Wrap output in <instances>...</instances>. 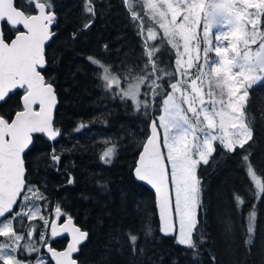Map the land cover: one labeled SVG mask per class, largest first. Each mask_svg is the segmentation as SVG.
Masks as SVG:
<instances>
[{"label":"snow or ice","instance_id":"obj_1","mask_svg":"<svg viewBox=\"0 0 264 264\" xmlns=\"http://www.w3.org/2000/svg\"><path fill=\"white\" fill-rule=\"evenodd\" d=\"M124 3L132 21L138 22L146 57L143 67L137 73H117L93 56L86 59L95 66L106 92L113 98L131 100L136 111L144 109L147 114L159 98L162 114L158 122H150L135 176L155 189L160 231L171 235L178 230L176 242L198 256L199 245L205 242L198 227L203 191L198 168L209 165L217 151L216 142L226 153L243 150L240 163L255 189L249 191L256 200L264 196V178L250 160L255 118L246 113L249 89L264 81V0H142L141 11L147 10L144 15L133 6V0ZM23 5L18 6L17 0H0V102H6L14 90H23L14 115L0 114V264H48L42 248L55 264H77L73 254L89 233L74 223L59 202L49 210L45 192L28 180L25 163L34 134H43L50 141L62 135L54 126L55 86L45 78V45L55 35L52 28L57 14L52 0H23ZM83 13L93 18L82 25L87 30L96 15L94 0H83ZM145 16L151 21L147 27ZM4 24L15 32L14 38L6 35ZM214 28L218 29L215 34ZM76 36L74 32L72 39ZM157 40L161 44L154 43ZM164 42L174 50L172 71L158 66L157 53ZM86 127L81 122L73 131ZM63 151L70 150L53 147L48 153L57 171ZM115 154L116 145L111 144L100 159L109 164ZM66 183H75L71 173ZM233 200L242 214L245 198L234 192ZM256 219L253 204L244 217L245 245L253 242ZM141 230L145 236L151 235L150 225L142 224ZM225 231H233L231 220ZM63 234L70 240L58 251L50 241ZM125 238L136 256L139 235L131 229L113 237L112 242L122 244ZM33 254L34 261L28 258ZM212 260L215 264L214 256Z\"/></svg>","mask_w":264,"mask_h":264},{"label":"trees","instance_id":"obj_2","mask_svg":"<svg viewBox=\"0 0 264 264\" xmlns=\"http://www.w3.org/2000/svg\"><path fill=\"white\" fill-rule=\"evenodd\" d=\"M133 1L136 10L141 11L142 3ZM52 3L57 14L56 35L45 49L48 60L45 78L55 86L58 104L54 126L61 129L62 135L56 141L34 135L25 163L28 180L45 192L49 210L59 202L75 223L89 233L79 247L78 264H213V256L215 264H264V196L256 200L249 191L255 189L240 163L243 150L226 153L218 142L209 165L201 164L198 168L203 187L198 227L205 234L199 255L194 256L192 249L179 245L175 236L161 235L154 194L133 176L149 122L159 114L160 100L157 98V106L149 108L147 114L144 109L136 111L131 100L113 98L106 92L95 66L86 59L93 56L117 73L129 70L137 73L146 60L138 22L132 21L124 0H94V22L89 29L82 30V25L93 19L83 13V0H52ZM17 5L24 6L23 0H17ZM144 13L145 9L141 11ZM3 27L6 35L13 37L15 32L8 31L6 24ZM74 32L77 36L72 39ZM157 60L159 67L171 71L174 51L162 45ZM249 92L246 113L255 118L254 139L249 142L250 160L264 178V81ZM22 94V89L10 94L0 104V114L14 115L21 106ZM81 122L88 127L73 131ZM111 144L116 145V154L106 164L100 156ZM53 147L58 151L70 150L63 151L59 171L48 157ZM68 173L74 177L72 185L66 183ZM234 192L245 198L242 214L236 210ZM253 204L257 213L256 232L252 244L245 245L244 217ZM229 220L233 224L231 233L225 231ZM142 224L151 226V235L145 236ZM128 229L139 235L136 256L132 255L126 238L122 244L112 242L113 237ZM193 238L196 239L195 234ZM50 242L60 249L66 239ZM41 253L46 257L43 249ZM28 258L35 260V256Z\"/></svg>","mask_w":264,"mask_h":264},{"label":"water","instance_id":"obj_3","mask_svg":"<svg viewBox=\"0 0 264 264\" xmlns=\"http://www.w3.org/2000/svg\"><path fill=\"white\" fill-rule=\"evenodd\" d=\"M54 27H55V25L53 26V28H52V31L55 33V35H56V32L54 31ZM21 30H23L22 28H21ZM15 35V34H14ZM14 35H13V37L12 38H14ZM54 35V36H55ZM53 36V37H54ZM52 37V38H53ZM52 38L49 40V41H47L46 42V45H45V49H46V46L51 42V40H52ZM15 91V90H14ZM12 94V93H11ZM23 95V94H22ZM56 96H57V94H56ZM22 97V96H21ZM20 102H21V98H20ZM2 102H0V104H1ZM57 104H58V98H57ZM57 104H56V107H57ZM56 107H55V109H56ZM55 109H54V112H55ZM53 116H54V113H53ZM154 118H152L151 120H153ZM151 120H150V122H151ZM150 122H149V127H148V135L150 134ZM34 135H40V134H34ZM41 135H43V134H41ZM147 135V136H148ZM44 137H46L45 135H43ZM47 138V137H46ZM48 139V138H47ZM146 139H147V137H146ZM146 139H145V141H144V143L146 142ZM49 140V139H48ZM143 143V144H144ZM32 146V145H31ZM31 146H30V148H31ZM29 148V149H30ZM28 149V150H29ZM28 150H26V152L28 151ZM143 151V145H142V147H141V150L139 151V153H138V155H137V158H136V161H135V166H134V168H133V176H134V178H135V180L136 181H138V182H140L141 184H143L145 187H147L153 194H154V201H155V207H156V212H157V216H158V221H159V230H160V228H161V222H160V219H159V209H158V206H157V203H156V193H155V189L154 188H152V186L151 185H149V184H147V182L146 181H139L137 178H136V176H135V167H136V165H137V162H138V160H139V155H140V153ZM26 154V153H25ZM0 219H2V218H0ZM65 219V218H64ZM63 219V220H64ZM74 221V220H73ZM63 221H61V223H62ZM74 223H75V221H74ZM76 224V223H75ZM77 225V224H76ZM78 226V225H77ZM79 227V226H78ZM83 230V229H82ZM84 231H86V230H84ZM160 233H161V235H163V236H166V237H173V236H175V233H173V234H171V235H164L161 231H160ZM61 237H63V238H66V243H65V246L63 247V248H61V249H57V248H55V249H57L58 251L59 250H63L64 248H66V246H67V243L69 242V240H70V236L68 235V234H63V235H61V236H59V237H56V238H61ZM85 242V241H84ZM83 242V243H84ZM82 243V244H83ZM81 244V245H82ZM80 245V246H81ZM79 246V247H80ZM44 249V248H43ZM44 252H45V254H46V256H47V258H48V260L51 262V264H55V262L54 261H52L51 260V258H50V255L46 252V249H44ZM79 252V251H78ZM78 252L77 253H74L73 254V258L74 259H76L77 260V258H76V256H77V254H78ZM77 264H78V261H77Z\"/></svg>","mask_w":264,"mask_h":264},{"label":"rangeland","instance_id":"obj_4","mask_svg":"<svg viewBox=\"0 0 264 264\" xmlns=\"http://www.w3.org/2000/svg\"><path fill=\"white\" fill-rule=\"evenodd\" d=\"M139 1H140L139 4L141 5L142 0H139ZM133 3H135V2L133 1ZM146 12H147V10L145 9V13H146ZM145 21H146L145 23H146L147 26L151 23V21L148 20L147 16H146ZM147 26H146V27H147ZM156 27H158V26H156ZM201 31H202V25H201ZM212 31H213V34H215V33L218 31V29H215V28H214ZM155 42H156V41H155ZM156 43H157V42H156ZM214 43H215V41H214ZM157 44H158V45L161 44V41H160V43H157ZM163 46H167L168 48H170L171 51H174V50L171 49V47H170L169 45L166 44V42L163 43ZM255 47H258V45H254V46H253V48H255ZM174 59H175V56H174ZM173 68H174V66H173ZM173 68H172V70H173ZM172 70H171V71H172ZM169 90H170V89H169ZM217 92H218V90H217ZM217 98H219L218 95H217ZM161 114H162V112L159 110V114L157 115V122H158V116L161 115ZM161 140H162V130H161ZM164 151H165V153H166V149H164ZM173 199H174V192H173ZM177 229H178V225H177ZM177 236H178V230H177V232L175 233V238H176V240H177Z\"/></svg>","mask_w":264,"mask_h":264},{"label":"flooded vegetation","instance_id":"obj_5","mask_svg":"<svg viewBox=\"0 0 264 264\" xmlns=\"http://www.w3.org/2000/svg\"><path fill=\"white\" fill-rule=\"evenodd\" d=\"M52 218H54V217H52V216H49V219H52ZM65 217H62L61 218V221H63V219H64ZM60 221V222H61ZM0 239H2V238H0ZM54 239H57V238H54ZM66 239V238H65ZM66 243V242H65ZM65 246V245H64ZM53 247V246H52ZM55 248V247H54ZM43 249V248H42ZM57 249H59V248H57ZM61 249V248H60ZM43 251H44V249H43ZM44 254H45V252H44ZM46 255V254H45ZM35 256V254H33V257ZM47 257V256H46Z\"/></svg>","mask_w":264,"mask_h":264}]
</instances>
